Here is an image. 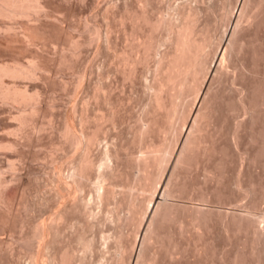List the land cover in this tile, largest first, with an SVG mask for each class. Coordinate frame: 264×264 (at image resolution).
Here are the masks:
<instances>
[{"label":"rangeland","instance_id":"1","mask_svg":"<svg viewBox=\"0 0 264 264\" xmlns=\"http://www.w3.org/2000/svg\"><path fill=\"white\" fill-rule=\"evenodd\" d=\"M239 1L44 0L53 19L43 10L31 19L39 28L31 45L20 43L22 37H11V43L0 33L2 59L38 54L49 67L39 78L16 80L29 93L38 92L34 103L0 99V137L17 140L11 152L0 148V176L10 180L5 193L11 203L7 211L0 204V264H32L34 251L41 253L40 264H55L65 249L73 253L71 264H264V0H246L235 27L229 20ZM188 11L196 13L201 62L188 83L177 85L166 74ZM140 15L162 19L161 26L153 31ZM12 20L20 36L23 20ZM148 37L157 47L146 56ZM224 44V62H217ZM62 55L64 61L58 60ZM26 105L36 111L28 114ZM19 111L28 116L21 130L12 117ZM66 119L82 139L100 135L87 149L95 166L84 183L68 176L84 147L63 135ZM60 174L71 185L69 191L59 185L63 194L55 186ZM66 206L49 248L39 238L31 246L34 226ZM87 239L90 247L84 246Z\"/></svg>","mask_w":264,"mask_h":264},{"label":"bare ground","instance_id":"2","mask_svg":"<svg viewBox=\"0 0 264 264\" xmlns=\"http://www.w3.org/2000/svg\"><path fill=\"white\" fill-rule=\"evenodd\" d=\"M47 1H50V0H46V2ZM189 1V0H188ZM238 1V0H237ZM57 2V1H56ZM66 2V1H65ZM67 2H69V1H67ZM192 2V1H191ZM45 2H44V0L42 1V0H0V33H3L4 35H5V37L4 38H7V37H9V38H7V40H11L12 38L15 40V38H17L15 41H19V37H22V39H24V42H22V39H20L21 41H20V43H28V44H32L33 43V41L35 40V38H36V32L35 31H37L38 32V30H39V28H38V30H36L37 29V26L35 25V23H34V21H36V20H38L39 18H40V16H42L41 14H42V12L43 11H46V10H48V9H46V10H44V6H46V5H48V3L47 4H44ZM182 3V2H181ZM237 3V2H236ZM68 4V3H67ZM183 4V3H182ZM190 4V3H189ZM245 4H246V0H240L239 1V3H238V7H237V9H236V14H235V16H234V18L232 17L229 21H233V24H235V25H233V26H235L236 27V24L238 23V21L240 20V18L244 15V7H245ZM185 5V4H184ZM186 5H188V4H186ZM179 7V6H178ZM186 7V6H185ZM193 7H194V5H193ZM55 8V7H54ZM193 9V8H192ZM41 10H43V11H41ZM145 10V9H144ZM194 10V9H193ZM41 11V12H40ZM185 11V10H184ZM40 12V13H39ZM46 12H48V14L50 15V14H52V12L50 13L49 11H46ZM194 12V11H193ZM40 15H39V14ZM55 13V12H54ZM53 13V14H54ZM139 13V12H138ZM174 13V12H173ZM231 13H233V11L231 12ZM36 14H38L39 15V17L36 15ZM44 14V13H43ZM47 14V13H46ZM46 14H45V16H46ZM135 14H137V13H135ZM142 14V13H141ZM194 14H196V13H194ZM193 13H191L190 11H188L187 12V14L185 15V18L184 19H186V21H184V23H183V21H182V25L180 26V27H177L178 29H177V45H175L176 46V51H175V53H174V56H172V59H170V63H168V74H166L167 75V82H170V81H172V82H176L175 84H177V85H179L180 84V82L182 81V83H184V85H185V83L187 82V75H189V73H191L190 71H191V69L194 67V66H196V63L198 62H201V60H200V56L202 55V48H203V43L202 44H200L197 40H196V38L194 37V15ZM36 15V16H35ZM49 15H47L46 17L47 18H51V21H52V17H51V15L49 16ZM54 15H56V14H54ZM139 15V14H138ZM146 15V14H145ZM232 15V14H231ZM44 15H43V17H45ZM53 16V15H52ZM175 16V15H174ZM245 16V15H244ZM37 18L36 20H34V21H32L31 23H30V21H31V19L33 20V18ZM46 17L44 18V19H46ZM58 18V16L56 15L55 16V18L54 19H57ZM143 18V16L142 15H140V16H137L136 18L139 20V18ZM146 17V16H145ZM161 17V16H160ZM157 18V17H156ZM159 18V17H158ZM162 18V17H161ZM172 18V17H171ZM12 19H17V21L19 20V21H21V19L23 20L22 21V23L20 24L21 26H20V29L19 30H21V27H22V30L20 31L21 32V35L20 36H17V35H19L16 31H18V27L17 28H15V26L13 25V24H11L12 22H13V20ZM59 19V18H58ZM61 19V18H60ZM145 21H143V22H148V23H150V27H152V30L153 31H156V29H159V26H161V22H162V19H157V20H155L154 22H150L147 18H143ZM153 19V18H152ZM242 19V18H241ZM7 20H12V22H9V21H7ZM47 20V19H46ZM166 20H167V18H166ZM169 20V19H168ZM178 20V19H177ZM48 21V20H47ZM49 22V23H52V22ZM54 22L56 21V20H53ZM58 21V20H57ZM56 21V22H57ZM163 23L162 24H164L165 23V19L163 18ZM231 21V22H232ZM15 22V21H14ZM39 22V21H38ZM138 22V21H137ZM167 22V21H166ZM170 22V21H169ZM37 23V22H36ZM174 23V22H173ZM15 24V23H14ZM41 24V23H40ZM44 24H46V23H44ZM55 24V23H54ZM57 25L56 26H58L59 24L58 23H56ZM62 24V23H61ZM143 24V23H142ZM147 24V23H146ZM15 25H17V24H15ZM19 25V24H18ZM51 25V24H50ZM141 25V24H140ZM172 25V24H171ZM170 25V26H171ZM55 26V27H56ZM149 26V25H148ZM167 26V25H166ZM179 26V25H178ZM39 27V26H38ZM54 27V26H53ZM54 27V28H55ZM139 27V26H138ZM142 27V26H141ZM173 27V26H172ZM235 27H234V29H235ZM45 28V27H44ZM58 28V27H57ZM96 28V27H95ZM140 28V27H139ZM167 28V27H166ZM169 28V27H168ZM15 29H17L16 31H15ZM60 29V28H59ZM62 30H63V28H62ZM97 30V29H96ZM170 30V29H169ZM230 30H232V29H230ZM61 31V30H60ZM149 31H150V29H149ZM168 31V30H167ZM173 32H175V31H173ZM196 32V31H195ZM233 33V35H234V31H232ZM39 33V32H38ZM65 33V32H64ZM154 34V33H153ZM2 35V34H1ZM233 35H231V38H232V36ZM37 36H38V34H37ZM12 37V38H11ZM170 37V36H169ZM176 37V36H175ZM3 38V39H4ZM147 38V37H146ZM149 38V37H148ZM151 38L152 37H150L149 38V40H147V41H145V44H144V46H145V55L146 54H148V52L150 51L151 52V50L152 51H154L155 50V48L157 47V46H155V38L153 39L152 38V40H151ZM230 38V39H231ZM1 39H2V37H1ZM0 39V40H1ZM2 39V40H3ZM7 40H5L6 42H8ZM74 39H72L71 41H72V45H74V46H76L77 48L79 47L78 46V44L80 43V42H77V41H73ZM165 40V39H164ZM206 40V39H205ZM3 42H4V40H3ZM3 42H1V44H3V46H4V43ZM10 42V41H9ZM8 42V43H9ZM12 42H14V41H12L11 40V43ZM140 42V41H139ZM139 42H137V43H139ZM144 42V41H143ZM10 43V44H11ZM71 43V42H70ZM81 44H83V43H81ZM225 44H227V43H225ZM223 45L222 47H221V49L219 50V52L217 53L216 52V60H217V62H221L222 60H224V54H226V52H225V50H226V45ZM6 45H9V44H6ZM19 45V44H18ZM22 45V44H21ZM34 45V44H33ZM80 45V44H79ZM138 45H140V43L138 44ZM228 45V44H227ZM73 46V47H74ZM143 46V47H144ZM18 47H20V45L18 46ZM5 48H7V47H5ZM22 48H23V45H22ZM21 48V49H22ZM77 48H75V49H77ZM4 50V49H3ZM7 50V49H6ZM17 50V49H16ZM78 50H80V48L79 49H77V50H75V51H78ZM204 50V49H203ZM144 51V50H143ZM174 51V50H173ZM36 52V51H35ZM156 52V51H155ZM169 52V51H168ZM11 53V52H10ZM14 53V52H13ZM77 53V52H76ZM4 54V53H3ZM16 54V53H15ZM25 54V53H24ZM143 54V53H142ZM155 54V53H154ZM157 54V53H156ZM204 54V53H203ZM5 55V54H4ZM11 55V54H10ZM144 55V54H143ZM150 55V54H149ZM63 56V55H62ZM61 56V57H62ZM147 56V55H146ZM154 56V55H153ZM162 56V55H161ZM2 57L3 56H1L0 58V99L2 100V102L4 101H6V102H10L11 103V101L12 102H25V103H28L29 102V104L31 103V101L32 100H35V99H37L38 100V92L37 93H29L27 90H26V88H22V85L20 86V85H18L17 84V79H24V78H26V79H33V78H37V76H38V78H39V75H38V73H40L41 71H42V73H43V70H47L49 67H48V64H47V67H46V63L48 62H46V60L43 62V61H41L40 60V56L38 55V54H36V55H32L31 54V56H29L30 58L29 59H24V60H22L20 57H11V58H9V56H8V58L5 56V58L4 59H2ZM26 57H28V56H26ZM65 56H63V58H60V59H58V60H63L64 61V58ZM145 57V56H144ZM143 57V58H144ZM166 57V56H165ZM24 58V57H23ZM124 58V57H123ZM130 58V57H129ZM156 58V57H155ZM159 58V57H158ZM169 58V57H168ZM46 59V58H45ZM48 59V58H47ZM135 59V58H134ZM138 59V58H137ZM146 59H147V57H146ZM162 59V58H161ZM160 59V60H161ZM49 60V59H48ZM128 60V59H127ZM159 59L157 60L158 61V63H161V61H160ZM164 60V59H163ZM203 61V60H202ZM169 62V61H168ZM222 62H224V61H222ZM63 63V62H62ZM135 63H136V60H135ZM73 64V63H72ZM157 64V63H156ZM162 64H164V63H162ZM200 64V63H199ZM203 64V63H202ZM221 64V63H220ZM71 65V64H70ZM72 66V65H71ZM126 66V65H125ZM199 66V65H198ZM201 66V65H200ZM199 66V67H200ZM203 66V65H202ZM155 67H156V65H155ZM159 67V66H158ZM164 67V66H163ZM47 68V69H46ZM166 68V67H165ZM91 69V68H90ZM133 69V68H132ZM136 69V68H135ZM160 70V69H159ZM166 70V69H165ZM125 72H127V71H125ZM194 72V71H193ZM83 73H85V72H83ZM45 74V73H44ZM192 74V73H191ZM42 76H43V74H41ZM40 75V76H41ZM85 75V74H84ZM131 75V74H130ZM129 75V76H130ZM46 77V76H45ZM82 75L80 76V78L82 79ZM79 78V79H80ZM125 79V78H124ZM25 80V79H24ZM176 80H179L178 81V83H177V81ZM186 80V81H185ZM191 80V79H190ZM26 81V80H25ZM163 81V80H162ZM189 81V80H188ZM23 82V81H22ZM29 82V81H28ZM26 83V82H25ZM161 83V82H160ZM181 83V84H182ZM188 83V82H187ZM100 84V83H99ZM102 84V83H101ZM165 84V83H164ZM24 85V84H23ZM163 85V84H162ZM26 86H27V84H26ZM33 86V85H32ZM36 86V85H35ZM167 86V85H166ZM23 87H25V86H23ZM29 87V86H28ZM161 87V86H160ZM163 87V86H162ZM169 87V86H168ZM170 87H172V85L170 86ZM176 87V86H175ZM187 87V86H186ZM100 88V87H99ZM102 88V87H101ZM104 88V87H103ZM158 88V87H157ZM166 88V87H165ZM159 90V89H158ZM157 90V91H158ZM179 90V89H178ZM39 91V90H38ZM102 91V90H101ZM157 91H155V93L157 92ZM160 91V90H159ZM180 91V90H179ZM33 92V91H32ZM178 92V91H177ZM98 93H99V90H98ZM104 93V92H103ZM154 93V92H153ZM158 93V92H157ZM184 93V92H183ZM186 93V92H185ZM100 94V93H99ZM162 94V93H161ZM155 95H160V92H159V94H155ZM163 95V94H162ZM97 96H99V95H97ZM153 97H157V96H153ZM177 97V96H176ZM98 98V97H97ZM158 98V97H157ZM164 98V97H163ZM201 98H203V97H201ZM201 98H200V100H199V103H200V101H201ZM149 99H151V98H149ZM160 98H158V100H159ZM162 99V98H161ZM154 100V99H153ZM175 100H176V98H175ZM175 100H174V102L172 103V104H174L175 105ZM155 101V100H154ZM156 101H157V99H156ZM162 101H163V99H162ZM33 102V101H32ZM98 102V101H97ZM172 102V101H171ZM34 103V102H33ZM32 103V104H33ZM156 103H161V101H159V102H156ZM198 103V104H199ZM5 104V103H4ZM7 104V103H6ZM12 104V103H11ZM170 104V103H169ZM171 104V105H172ZM25 105V104H24ZM23 105V106H24ZM155 105V104H154ZM161 105V104H160ZM164 105V104H163ZM168 105V104H167ZM174 105H172V106H174ZM27 106V105H26ZM77 106V105H76ZM177 106V105H176ZM179 106V105H178ZM25 107V106H24ZM28 107V109H29V113L28 114H31L30 112H35L36 111V107H35V105L34 106H30V105H28L27 106ZM73 107H74V105H73ZM198 107V106H197ZM197 107H196V109L195 110H193V112H191L192 113V115H191V118H190V121H189V124H188V127H187V129H186V132H185V134H184V136H183V138H182V144H181V148H180V150H179V152L177 153V151H176V154H178L177 155V157H175V158H177V159H175V161L177 162L178 161V159L180 158L179 157V155H181V151L183 150L182 148L184 147L185 148V146H186V143H187V141H188V135H190L189 134V132H190V130H191V128H192V124H193V122L194 121H196V116H197V110L199 111V109H197ZM171 108H173V107H171ZM3 109V108H2ZM27 109V108H26ZM173 109H176L175 108V106H174V108ZM172 109V111L170 110V108H169V110H168V112H170L171 111V113L174 111ZM1 110V109H0ZM2 111H4V110H2ZM2 111H0V113L2 112ZM14 111V110H13ZM23 111V110H22ZM22 111H19V113H17V114H15L16 116L14 117L13 115H14V113H12V117H13V119H16V120H18V122H19V125H18V130H21L22 129V127L24 126L25 127V124L27 123L26 121H28V119H26V117H28V116H26V117H24L23 116V113H26V111L24 112L23 111V113H22ZM73 112V111H72ZM10 113V114H11ZM75 113V112H74ZM28 114H26V115H28ZM170 114V113H169ZM33 115V114H32ZM72 115V114H71ZM168 115V114H167ZM171 115V114H170ZM185 116V115H184ZM188 117H190V113H189V116ZM70 118V117H69ZM84 121H85V119H84V117L82 118ZM187 119V118H186ZM4 120V119H3ZM83 120H81V122H84ZM1 122V121H0ZM187 123V122H186ZM28 124V123H27ZM26 124V125H27ZM75 124V123H74ZM149 124V123H148ZM63 126V135L72 143V144H75V145H77V146H83L84 147V150H83V152L79 155V157L77 158V161L76 162H74L75 164L72 166V168H71V173L70 174H68V176H70L71 175V178H73L74 179V181H76V182H83V180H85V179H87L88 177H89V173H90V169L92 170V168L95 166L94 165V161L91 159V158H89V157H91V156H88L89 155V153L87 152L88 150H89V146L90 145H92L99 137L98 136H100V135H98L97 136V132L95 133V132H92V133H88L87 135H86V137H84L85 138V140H84V138L82 139L81 138V136L82 135H79L76 131H75V126L73 125V123L72 122H68L67 121V119H66V121H65V124H62ZM195 125V124H194ZM172 126V125H171ZM174 126V125H173ZM61 127V128H62ZM98 127V126H97ZM175 127V126H174ZM1 129H0V132H1V130H3L4 128H2V127H0ZM99 128V127H98ZM98 128H96L97 130H98ZM24 129V128H23ZM96 130V131H97ZM102 130V129H101ZM7 131V130H6ZM94 131V130H93ZM99 131V130H98ZM175 131V130H174ZM7 133H9V132H7ZM0 135H1V133H0ZM3 135V134H2ZM1 135V136H2ZM4 135H6V134H4ZM33 136V135H32ZM4 137V136H3ZM3 137H0V148H2V149H5V151H6V149H8L7 151L8 152H11V151H9L10 149H12L14 146H16V141H14V140H11L10 141V139L8 140L7 138V141L6 140H4L3 141ZM6 137V136H5ZM8 137V136H7ZM32 139V138H31ZM3 141V142H2ZM189 143V142H188ZM169 144V143H168ZM171 145H174V144H172L171 143ZM185 145V146H184ZM188 145V144H187ZM176 146V145H175ZM174 146V147H175ZM163 147V146H162ZM169 147V146H168ZM165 148V150L164 151H162V153L164 152V154L160 157V159H161V161H160V159H159V156L157 157L158 159H159V161L160 162H163V160H165V158H166V156H167V154L169 153V148ZM153 148H154V146H153ZM156 148V147H155ZM176 148V147H175ZM179 148V147H178ZM88 149V150H87ZM160 149V148H159ZM155 150H157V152H158V149H155ZM171 150V149H170ZM149 151V150H148ZM185 151V150H184ZM156 152V151H155ZM156 152V153H157ZM159 152H160V150H159ZM173 152V151H172ZM87 153H88V155H87ZM152 153V152H151ZM151 153H149V154H151ZM161 153V154H162ZM174 153H175V151H174ZM174 153H172V154H174ZM106 155H107V157H109V155L111 154L109 151L108 152H106L105 153ZM105 154L103 155V156H105ZM160 154V155H161ZM115 155V154H114ZM171 155V154H170ZM12 156V155H11ZM10 156V157H11ZM117 156V155H116ZM153 156V155H152ZM176 156V155H175ZM106 157V158H107ZM172 157V156H171ZM179 157V158H178ZM7 158V157H6ZM143 158V157H142ZM146 158V157H145ZM155 158H156V156H155ZM168 158V157H167ZM8 159V158H7ZM110 159V158H109ZM148 159V158H147ZM172 159H174V158H172ZM9 160V159H8ZM12 160V159H11ZM142 160V159H141ZM168 160V159H167ZM140 161V160H139ZM158 161V162H159ZM174 161V162H175ZM12 162V161H11ZM151 162V161H150ZM154 162V161H153ZM156 162V161H155ZM154 162V163H155ZM158 162H156V163H158ZM145 163V162H144ZM153 163V164H154ZM168 163V162H167ZM101 164V163H100ZM137 164H139V163H137ZM152 164V165H153ZM178 164V163H177ZM13 165L14 164H12L11 163V167L12 168H15V166L13 167ZM167 165V164H166ZM150 166V165H149ZM148 167V166H147ZM63 168V167H62ZM105 168V167H104ZM166 168V167H165ZM146 169V168H145ZM174 169V168H173ZM58 171V170H57ZM62 171V170H61ZM103 172H104V170H102ZM102 171H101V175H103L104 176V174H105V172H104V174H102ZM166 171V170H165ZM164 171V172H165ZM64 172V171H63ZM59 173V172H58ZM61 173V172H60ZM65 174V173H64ZM93 174V173H92ZM98 174V173H97ZM0 175H1V172H0ZM11 175V174H10ZM16 176H17V174H15ZM91 175V174H90ZM99 175V174H98ZM100 175V176H101ZM9 176V175H8ZM14 176V175H13ZM12 176V178H14ZM66 176V175H65ZM143 176V175H142ZM147 176V175H146ZM170 176V175H169ZM10 177V176H9ZM102 177V176H101ZM105 177H106V175H105ZM65 178H67V176L65 177ZM64 178V179H65ZM69 178V177H68ZM64 179H63V177H62V175L60 174V175H58V177L56 176V179L55 180H57V181H55L56 183H58V185H55L57 188L59 187V191H58V189L57 190H55V192L56 191H58V193L59 192H61L60 194H63L62 193V191H63V189L65 188V189H67L68 191H69V182L68 181H64ZM72 179V180H73ZM108 179V178H107ZM144 179V178H143ZM12 180V179H11ZM67 180V179H66ZM69 180V179H68ZM99 180H100V178H99ZM73 181V182H74ZM86 181H88V180H86ZM85 181V182H86ZM68 182V183H67ZM72 182V181H71ZM102 182H103V180H102ZM10 183V180L9 179H7V178H5V177H2V176H0V204H1V206H3L2 208L4 209V208H6L5 210L7 211L9 208H10V200H9V198H8V196H6L7 194V191H6V188L5 187H7V185ZM55 183V184H56ZM75 183V182H74ZM84 183V182H83ZM101 183V182H100ZM69 184V185H68ZM59 185H63L62 187H63V189H61L62 187L61 186H59ZM68 185V186H67ZM73 185V184H72ZM81 185V184H80ZM67 188H66V187ZM71 186V185H70ZM101 186H103L104 187V185L102 184V185H100V187ZM9 187V186H8ZM61 187V188H60ZM106 187V186H105ZM77 188H79V187H77ZM76 187H75V190L77 189ZM83 188V187H82ZM241 188V187H240ZM64 189V190H65ZM105 190V189H104ZM103 190V191H104ZM72 191V190H71ZM74 191V190H73ZM6 192V193H5ZM66 192V191H65ZM112 192V191H111ZM76 193V192H75ZM91 193V192H90ZM103 193V195L105 194L104 192H102ZM9 194V193H8ZM65 194V193H64ZM99 194H101V192H99ZM76 195V194H75ZM103 195H102V197H103ZM100 196V195H99ZM78 198V197H77ZM82 198V197H81ZM88 201V200H87ZM84 202H85V199H84ZM160 202V201H159ZM67 203V202H66ZM65 203V204H66ZM72 203V202H71ZM70 203V204H71ZM74 203V202H73ZM72 203V205H71V207H78V205L77 206H75L74 204ZM158 203V202H157ZM66 205H68V204H66ZM155 205H156V203H155ZM69 206V205H68ZM157 206H159L158 204H157ZM70 207V206H69ZM65 208H68L67 206L66 207H64L63 209L62 208H60V209H58V211L57 212H55L54 214H53V216H49L48 218H49V220L47 221V219H46V222L44 221V222H42V223H39V224H37V225H35L34 227V230L32 231V233H31V235L29 236L28 235V237H29V240L27 239V241L28 242H30L29 244L31 245V246H33L34 245V241L36 240L37 241V239L39 238L40 239V242H41V244H42V247H43V249H45V248H49V246H50V244H51V239H53V235H56V233H58L60 230H59V227L57 226V224H58V220L57 219H60L61 218V215L62 214H64L66 211H65ZM1 209V208H0ZM69 209H71V208H69ZM78 209V208H77ZM1 211V210H0ZM3 211V210H2ZM65 211V212H64ZM156 211V210H155ZM154 211V212H155ZM68 213V212H67ZM66 214V213H65ZM56 220L58 221V222H56ZM151 220V219H150ZM57 223V224H56ZM147 230H148V227L146 228ZM83 236V235H82ZM86 236V235H85ZM144 236H145V234H144ZM31 239H33V241L31 240ZM143 239H144V237H140L139 238V241H138V246L139 245H141L140 243H141V241L143 242ZM146 239V238H145ZM81 240V239H80ZM86 240V239H85ZM88 240V239H87ZM26 241V242H27ZM79 241V240H78ZM84 241V240H83ZM82 244V243H81ZM135 244V243H134ZM133 244V245H134ZM40 245V244H39ZM84 245V244H83ZM41 246V245H40ZM85 247H90V242H89V240L88 241H85V245H84ZM122 247V246H121ZM41 248V247H40ZM141 248V247H140ZM42 248H41V250H43ZM126 249V248H125ZM120 250V249H119ZM134 250V249H133ZM142 250V249H141ZM38 251V250H37ZM40 251V250H39ZM140 252V251H139ZM71 253H72V251H71ZM70 253V250H68V249H65V250H62L61 252H60V254H59V258H58V262L57 263H55V264H69L70 262H71V256L73 255V253L71 254ZM131 253V252H130ZM41 253L40 252H33V259H34V261L32 262V264H40L39 263V255H40ZM140 254V253H139ZM132 255H133V253H132ZM131 255V256H132ZM130 256V257H131ZM68 257V258H67ZM69 257H71L70 258V260H69ZM138 257H139V255H138ZM137 257V258H138ZM13 259V258H12ZM73 259V258H72ZM132 259V257L130 258V260ZM15 260V259H14ZM68 260L70 261V262H68ZM81 260V259H80ZM84 261V260H83ZM132 261V264H134V261H135V259L134 260H131ZM131 261H129V262H131ZM138 261V260H137ZM13 262V261H12ZM11 262V263H12ZM19 263V262H18ZM51 263V262H50ZM137 263V262H136ZM13 264H17L16 262H14ZM71 264V263H70ZM130 264V263H129Z\"/></svg>","mask_w":264,"mask_h":264}]
</instances>
